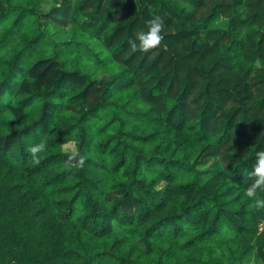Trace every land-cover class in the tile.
Wrapping results in <instances>:
<instances>
[{
    "label": "trees",
    "instance_id": "trees-1",
    "mask_svg": "<svg viewBox=\"0 0 264 264\" xmlns=\"http://www.w3.org/2000/svg\"><path fill=\"white\" fill-rule=\"evenodd\" d=\"M52 1L0 0V264H251L264 0Z\"/></svg>",
    "mask_w": 264,
    "mask_h": 264
},
{
    "label": "clouds",
    "instance_id": "clouds-1",
    "mask_svg": "<svg viewBox=\"0 0 264 264\" xmlns=\"http://www.w3.org/2000/svg\"><path fill=\"white\" fill-rule=\"evenodd\" d=\"M147 30L141 31L133 39H129V43L133 51L147 53L151 49L161 45L163 39L162 30L164 28L163 20L158 16H153L144 21ZM48 147V140L42 137L38 142L26 145L25 151L30 154L33 163H38L42 159V154ZM62 151L66 153L67 160L71 167H82L86 159L85 155L81 154L77 142L74 139L66 140L62 145ZM248 175L253 179V182L247 187L244 195L251 202L249 207L259 212L264 210V196L260 195L257 189L264 186V151L255 153V162L251 166Z\"/></svg>",
    "mask_w": 264,
    "mask_h": 264
},
{
    "label": "rangeland",
    "instance_id": "rangeland-1",
    "mask_svg": "<svg viewBox=\"0 0 264 264\" xmlns=\"http://www.w3.org/2000/svg\"><path fill=\"white\" fill-rule=\"evenodd\" d=\"M52 3H53V1L50 0L49 4L51 5ZM46 8H49V5H46ZM263 254H264V251H263V250H261V249H259V248H256V250L254 251V253H253V255H252L253 258H252V260H251V264H263L262 261H259V262H257V263L254 262V257H255V256H258L260 259H262Z\"/></svg>",
    "mask_w": 264,
    "mask_h": 264
}]
</instances>
